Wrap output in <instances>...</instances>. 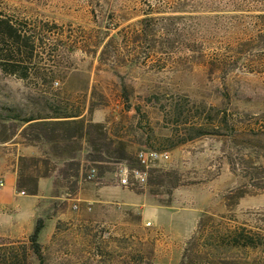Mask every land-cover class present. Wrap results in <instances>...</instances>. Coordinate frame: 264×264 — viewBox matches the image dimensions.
Returning a JSON list of instances; mask_svg holds the SVG:
<instances>
[{
    "label": "rangeland",
    "instance_id": "obj_1",
    "mask_svg": "<svg viewBox=\"0 0 264 264\" xmlns=\"http://www.w3.org/2000/svg\"><path fill=\"white\" fill-rule=\"evenodd\" d=\"M0 19L33 46L7 58L0 40V65H20L0 69V142L35 141L24 120L52 109L135 132L92 129L79 190L58 178L42 211L41 258L0 235V264H264V0H0ZM140 151L169 158L120 186Z\"/></svg>",
    "mask_w": 264,
    "mask_h": 264
},
{
    "label": "trees",
    "instance_id": "obj_2",
    "mask_svg": "<svg viewBox=\"0 0 264 264\" xmlns=\"http://www.w3.org/2000/svg\"><path fill=\"white\" fill-rule=\"evenodd\" d=\"M91 4V8L94 11V5ZM94 14V13H93ZM152 17L150 14L145 13L144 18L139 23L150 22ZM168 20L175 21L179 20V17H170ZM108 23V19L104 20ZM29 39L28 35L24 32H21L17 26H13L6 19H0V40L1 43L10 45L11 50H9L8 57H11V53L16 57L23 58L24 51L29 52L30 55L33 52V46L27 43ZM106 47V44L103 48ZM2 50V49H1ZM28 50V51H27ZM0 65V69L12 75H15L17 71L13 68L18 65V63H13L11 59H5ZM12 68V69H11ZM24 77V75H21ZM55 116H64L67 113H59V109H52ZM51 116V115H47ZM43 118H53V117H43ZM41 118H28L24 120V124H28L27 129H31L34 133V140H41L47 144H52L51 146L53 152L60 160H63V165L61 168L57 169V178L51 173V165L49 159H37V158H20L19 163L21 166V172L17 179V189L21 191H27L29 195L37 194V182L40 178H52L53 187L56 189L59 186L58 178L69 181L74 179L75 181L70 185V194L75 195L79 190V178L81 177V164L76 158L75 152H81L83 150V143L87 146H91L92 141V129H101L104 131L101 125H92L84 123V119L73 122H55L42 120ZM39 120V121H36ZM35 121V122H34ZM73 129V133L70 130ZM102 136L107 139L108 136L106 132H102ZM111 145L113 141H110ZM123 159H127V154L124 153ZM90 161L97 162L96 159ZM32 166V168H30ZM42 167V168H41ZM32 171V172H31ZM100 174V172H99ZM44 221L41 218H38L35 222V226L32 234L29 236L30 246L33 253L40 259L41 258V245L38 242L39 236L44 229ZM233 245L242 246L244 248L255 249L259 245L255 243L253 238L250 236L239 233L238 236H234ZM208 245H205L206 248Z\"/></svg>",
    "mask_w": 264,
    "mask_h": 264
},
{
    "label": "crops",
    "instance_id": "obj_3",
    "mask_svg": "<svg viewBox=\"0 0 264 264\" xmlns=\"http://www.w3.org/2000/svg\"><path fill=\"white\" fill-rule=\"evenodd\" d=\"M53 117V118H43ZM40 121L73 122L84 119V113H71L64 116H43ZM39 121V120H36ZM35 122V121H34ZM84 123L101 125L111 140L128 139L133 126L132 121L124 118L109 119L105 116H93L89 120L84 119ZM29 124V123H28ZM25 124V125H28ZM136 124V123H135ZM19 132L14 136L18 137ZM129 135V136H128ZM52 144H47L41 140L33 142H23L22 140L13 143L0 142V235L11 239H20L30 236L33 232L35 222L41 218L47 199L54 193L53 179L40 178L37 182V194L29 195L17 189V179L21 172L20 158L59 160L53 152ZM85 144L83 143V147ZM4 148V149H1ZM63 161V160H62ZM24 192V195H20ZM29 198L24 203L19 202L21 198ZM150 224V223H149Z\"/></svg>",
    "mask_w": 264,
    "mask_h": 264
},
{
    "label": "built area",
    "instance_id": "obj_4",
    "mask_svg": "<svg viewBox=\"0 0 264 264\" xmlns=\"http://www.w3.org/2000/svg\"><path fill=\"white\" fill-rule=\"evenodd\" d=\"M167 153H159L154 151H140L136 157L139 164V168L130 169L125 165H120L118 168L119 185L123 187L139 185L144 186L147 182L148 170L156 166L158 163H164L168 160ZM95 170L91 169V173L87 176L88 179L94 177ZM3 186V182L0 181V187ZM20 195H24V192H20ZM77 209V206H74ZM147 225H150L149 223Z\"/></svg>",
    "mask_w": 264,
    "mask_h": 264
}]
</instances>
